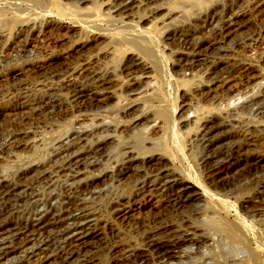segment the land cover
Instances as JSON below:
<instances>
[{"label":"rangeland","instance_id":"rangeland-1","mask_svg":"<svg viewBox=\"0 0 264 264\" xmlns=\"http://www.w3.org/2000/svg\"><path fill=\"white\" fill-rule=\"evenodd\" d=\"M4 1L0 5V179L10 177L20 191H27L8 225L30 218L35 194L44 200L49 192H59L66 179L57 173L60 161L66 154L78 156L90 139L99 142L101 152L96 157L100 164L82 169L78 180L84 179L85 192L93 195L91 207L98 211L99 225L96 238L84 250L86 264H218L225 258L230 264H264V257L245 261L241 244L206 224L210 219L236 226L240 223L250 228L247 230L263 228L255 220L258 217L243 214L242 205L264 185V5L259 8L261 12L250 13L245 0H204L209 3V9L205 8L209 13H218L232 1L235 10L244 12L239 25L215 42L209 27H202L197 20L199 10L188 0H130L129 8L126 12L119 9L120 14L122 0H44L43 6L32 1ZM187 28H191L188 36ZM195 41L204 50L199 62L190 65L186 54ZM207 45L210 48L205 49ZM146 50L155 56H144ZM234 64L250 68L249 77L237 78ZM92 76L108 80L96 102H67L66 82L87 86L96 78ZM47 94H53L59 103L54 110L41 102ZM163 114L175 121L177 141L184 143L182 153L175 148ZM78 126L89 132L84 135L88 140H72L71 145L58 150ZM90 128L95 136L90 135ZM201 132L206 134L207 144L191 143L193 135ZM237 142H243V152L256 155L253 157L259 162L253 167L244 166V162L235 164L223 183L211 184L209 170L201 165L203 154L218 155ZM204 146L207 148L203 150ZM119 158L129 161L124 168ZM122 168L121 181H115L114 175ZM158 169L182 177V185L194 184L192 194L205 189L215 197L174 209L153 206L157 200L147 197V206L131 210L124 221L111 222L108 215L112 208L126 201L145 173L154 174ZM165 226L171 228L166 233L171 234L169 239L176 231L206 240L174 248L180 257L172 262L164 263L154 254L146 263L137 262L130 253L143 250L149 233ZM52 230L57 229H51V234ZM21 257L16 251L0 264ZM31 264L59 261L43 258Z\"/></svg>","mask_w":264,"mask_h":264},{"label":"bare ground","instance_id":"bare-ground-1","mask_svg":"<svg viewBox=\"0 0 264 264\" xmlns=\"http://www.w3.org/2000/svg\"><path fill=\"white\" fill-rule=\"evenodd\" d=\"M21 1H32L36 5L37 4L40 6L44 5V0H21ZM1 2L5 3L4 0H0V5L2 4ZM245 2L247 3L246 5L248 8L246 10H248V12H250V13H254L257 10L260 11L261 9H259V8H261V6L264 5V0H245ZM245 2H243V3H245ZM187 3H189V5H191L193 8L197 7V9L199 10V12H198L199 14H200L201 9L204 10L206 7L208 8V6H209L208 5L209 3L207 4L204 0L203 1L202 0H188ZM130 4H131L130 0H124V1L122 0L119 3L118 10L120 9L122 11H125L129 8L128 5H130ZM234 4H235V1H232L231 4L227 7H225L223 5L224 6L223 10H221L219 12L217 11L218 13H209V11L206 10L207 9L206 8L204 10L205 13L202 11L203 13H201V15H199V14H198V16L195 15L198 17L197 20L200 23H202L201 24L202 27H205V26L209 27L208 31L210 32V35L213 38L211 40L217 42V41L224 39V37L228 36L231 33V30L233 27L236 28V25H239L238 19L244 15V12L241 13L240 11L235 10ZM57 5H58V3H57ZM116 6H117V4L114 7H116ZM180 8H182V7L180 6ZM185 8H184V11H185ZM120 10H119L118 14H120ZM189 10H190V8H189ZM206 11H208V13ZM181 12H183V11H181ZM46 14H47V12H46ZM183 14H184L183 16H185V13H183ZM192 15L194 16V14H192ZM188 16L190 17V14ZM7 25H8V23H7ZM7 25H5V26H7ZM195 26H197V25H195ZM194 28H196V27H194ZM21 29H23V27ZM190 29L191 28H187V30L185 31L186 36H188L187 34H189V32H191ZM183 31H184V29H183ZM24 32H25V30L23 31V33ZM180 34H182V33H180ZM43 36H44V34H43ZM182 36H184V35H180L179 37H182ZM45 37H43V38H45ZM23 39H21V40H23ZM250 39L251 38H249V40ZM42 40H41V42H42ZM252 40L254 42L253 38H252ZM35 42H37V41H35ZM41 42H39V43H41ZM17 43H19V42H17ZM195 43H196V41L194 42V46L191 47V49L189 50V53L186 54L185 60H186V62L188 61V63L190 65L191 64L193 65L194 63L199 62L198 59L202 56L201 53H202V50H204V49H202L203 47L199 43H196V44ZM26 45H27V43H25L24 47ZM19 48H21V47H19ZM184 48H186V46ZM207 48H210V45H207L205 49H207ZM142 53L144 54V56H147L148 58L155 56V55L153 56V54H152L153 52H151V50H148V51L146 50L145 52H142ZM152 59H154V58H152ZM48 63H50V62H48ZM234 65H233V68H234ZM42 66L43 65H41L40 67H42ZM236 67H237V69L235 68L236 69L235 73L238 76L237 78L240 79L242 77H244V78L249 77L250 70H251L250 68H245V66H240V65H238ZM148 71H150V70H148ZM148 71L146 73H148ZM91 74L93 75V73H91ZM92 77H96V76H92ZM105 79L106 78L102 79L98 76V77L94 78L93 81H91L92 84H89L87 86L86 85L77 86L78 83L75 84L74 83L75 81L74 82L73 81L72 82H66L67 86H65V89H66L65 95H66L67 102L74 103L75 105H78V104L84 103V100L95 101L96 97L100 94V88L103 86V84L105 82L108 81V80L106 81ZM229 79H231V78H229ZM232 79H233V77H232ZM74 80H76V79H74ZM76 82H77V80H76ZM62 89L65 90L63 88V86H62ZM101 89L103 92V88H101ZM55 95H56V93H55ZM54 97L55 96L53 94H47V96L44 97L43 100H41L42 104L44 105V107L46 109H53L54 110L59 105V103H57V100H55ZM60 102H62V101H60ZM37 106H39V105H37ZM40 110H42V109H40ZM257 110H258V108H256V111ZM162 116H164L163 118L165 121L164 123L166 124V128L171 133V139L176 146L175 148L177 149V151L179 153H182L184 143L177 141V139L179 138V136H178L179 132L177 131L175 121L173 120V118L171 116H168L167 114H163ZM93 126L91 128H93ZM104 127H102V128H104ZM77 128L78 129H74V130L72 129L71 131L69 130L70 132L68 133V141H66L64 144L58 146V150H61V148H63V146L71 145V143L73 142L72 140H75V141L76 140H78V141L88 140L84 137V135L86 134L87 131L83 128H79V126ZM91 128L89 129V131L91 130ZM105 128H108V127H105ZM205 128L207 129L209 127H205ZM245 129H247V128H245ZM92 130H91L90 135L95 136L97 133L93 134ZM105 132H107V131H105ZM109 132L110 131H108L107 134ZM245 132L250 135V131H248V129ZM87 133H89V132H87ZM201 133H198L195 136L193 135V137L191 136L192 137L191 143L196 142V143H199V145H201V146L204 144H207L208 141H206V139H205L206 134H203L204 133L203 132L202 133L203 135H201ZM246 133H244V134L246 135ZM72 136H74V137L72 138ZM97 136H99V134ZM105 136H103V137H105ZM91 137L92 136H90V138ZM70 138H72V139H70ZM95 142H97V141H95ZM95 142L89 139V141L85 142L86 144L84 146L82 145L83 149H81L82 151H80V154L78 156L66 154V156L63 157L62 160L60 159L61 161L58 165V172L57 173H59V174L62 173L65 176L66 179L64 181V184L61 186L58 193H56V191L55 192H53V191L49 192L46 195L44 200L37 199L38 196L35 194V196L32 197V199L34 200V205L32 204L34 207L32 215L30 216V218L28 217L27 220L24 219L25 222H23V223H17L13 226L8 225L9 219H11L10 217L15 216V215H13V214H15L14 210H16L17 207H19L18 204L22 202V199H24L27 191L26 190L20 191L18 189L17 183H12L13 181L10 182V180H11L10 177H9V179L8 178H4L3 180L0 179V180H2V181H0V261L3 260L6 256L11 255L16 251H19L20 254L22 255L21 259H19L18 261H13L11 263L7 262L6 264H31L33 262H39L43 258H53L54 260L59 261V264H86L87 263V260L85 259L84 250L86 249V246L89 244L90 240L96 238V236H97L95 229L99 225V219L97 216L98 211L95 212L91 207V202H92L91 197L93 195L91 193L85 192L84 188L86 187V185L83 181L84 179L81 181V179L78 180V178H80V175L82 174L81 173L82 169L85 170L89 166H92L94 164H100V163H98L100 161V159L98 161V158L96 157L97 154L99 152H101L100 148H99V142L98 143H95ZM157 143H159V142H157ZM242 143L243 142L235 144V145L232 144L231 147L227 148L224 152H220L218 155L217 154L216 155H209V153H207L208 155L203 154L202 158L200 159L201 165L204 164V169L207 167V170H209L208 171V173H209L208 177L210 178L211 184L217 185V184L223 183V181L225 180V178L228 175V171L235 164H239L240 162H244L243 165L246 167H253L254 165H257L259 160H257L255 157H253L256 155L253 154V156H251V154L250 155L245 154L243 152ZM81 144H80V146H81ZM156 145L154 144V146H156ZM205 147L206 146L203 147V150L205 149ZM132 149H134V148H132ZM123 154L126 155L127 153H123ZM132 154H133V152H132ZM62 155H61V157H62ZM117 155L122 156L120 154H117ZM130 156L131 155H129V157ZM181 156H183V155H181ZM181 156H180V158H181ZM129 157H128V159L130 160V158H132V157H130V158ZM125 158H127V156ZM241 158H244V160L241 161ZM143 159L144 158H142V160ZM118 160L121 164L120 166H122L123 168L125 165L128 164L127 162H129V161L125 162V160L123 158H121V160L119 158ZM211 160H214V161L210 162ZM159 161H160V159H159ZM134 167H135V165H134ZM50 168H52V166ZM123 168L119 169L116 174L113 173V174H115L114 175L115 181H121L120 177L123 174L122 173ZM48 169H49V167H48ZM146 172L148 173V171H146ZM153 172H154V170H153ZM153 172H151V173H153ZM208 173H206V174H208ZM13 175H14V173H13ZM13 175H11V176H13ZM15 175H16V173H15ZM6 177H7V175H6ZM19 177H21V176H19ZM60 177H62V176H60ZM17 179H19V178H17ZM180 179L178 178V175L175 174L174 172L173 173L162 172L160 169H158L154 174H146L145 173V175H143L140 178V180L137 181V183L133 186V189L130 192L129 197L127 196L128 198L126 199V201L123 202V204L115 207L114 209L112 208V210L110 211V213L108 215L109 219L113 223H117V222L119 223L121 221L126 220L128 218L127 214L131 210H136V209L140 210L144 206H147V204H149L148 201L146 200L147 197L154 198L157 200V201L155 200L156 201L155 204H151L153 206L157 205L159 207L164 206L165 208L168 207V208L174 209L177 207H183L185 205H189L190 202H195V201L200 202L203 198L208 197V196L210 198H212L214 196L213 194L208 193L205 189L199 190L200 191L199 193L192 194V188H193L194 184L192 186H190V185L188 186L187 184L182 185ZM14 181H16V180H14ZM195 182H196V180H195ZM23 188H27V187H23ZM195 192H197V191H195ZM26 201H28V200H26ZM212 202H213V204H215L214 202H216V198H215V201H212ZM250 202H252V203H250ZM213 206H214V208H216L215 205H213ZM242 209H243V211H242L243 214L247 215L246 217H251L254 219L256 217H258L255 220L260 222L259 226L261 225L263 228L262 229L260 228L261 230H257V229L247 230V228L248 229H250V228L249 227L244 228L243 224L240 225V223H238L239 225L236 226L235 224L230 223L228 221H225V222H223V221L216 222L215 221L214 222L213 220H211L213 222H210V219L206 220V224H208L212 229H215L217 231H221V232L225 231L224 233H227V235H230L232 237L231 239L235 240V243L237 242V243L242 245L243 252H241V253H243L245 255V256L243 255L244 256L243 259H245V261H247V262L248 261H255L256 262L259 259H261V257H264V185L259 186V188L256 189V191L253 194V198H251V199L249 198L248 201L244 202V204L242 205ZM236 218L240 222L239 219H241V215L237 213ZM107 220H108V218H107ZM207 221H209V222H207ZM13 222H15V221H13ZM241 223H243V222H241ZM53 228H55L57 230H52L53 233L51 234L50 230ZM170 229H171L170 227L168 228L165 226L159 230H155L154 232L149 233V235L146 237V240H145L146 242H145L144 249L141 251H135V252H133V254L131 252L130 254L134 257V259H136L137 262H140V263H146L149 260V258L151 257V255H153V254L155 256H157L158 259L159 258L163 259L164 263H165V261L166 262H172L176 258L180 257V255H179L180 253L174 251L175 250L174 248H176V247L180 248L183 245L185 246L186 243L187 244L188 243L193 244V245L194 244H201L204 240H206V238L202 237V236H196L195 234H188V233L186 234L184 232H181V233H184V235L181 233L177 234L178 232H176V231L174 233H172V235L175 234L174 237L171 236L172 238L169 239L168 237L171 234H166V233L168 231L170 232ZM252 244L254 245V247H252ZM128 251H126V252H128ZM126 252H125V254H126ZM73 259L76 261L72 262ZM224 260L222 262L221 261L218 262V264H230L231 263V262L229 263L227 261L229 259H227L226 261H224ZM118 262H120V261L118 260L116 263H118ZM121 264H123V263H121Z\"/></svg>","mask_w":264,"mask_h":264}]
</instances>
